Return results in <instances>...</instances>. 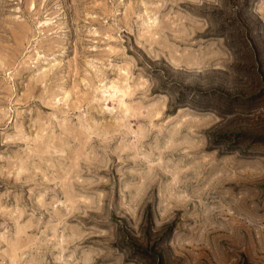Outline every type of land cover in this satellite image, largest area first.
Segmentation results:
<instances>
[{"label":"rangeland","instance_id":"obj_1","mask_svg":"<svg viewBox=\"0 0 264 264\" xmlns=\"http://www.w3.org/2000/svg\"><path fill=\"white\" fill-rule=\"evenodd\" d=\"M0 264H264V0H0Z\"/></svg>","mask_w":264,"mask_h":264}]
</instances>
